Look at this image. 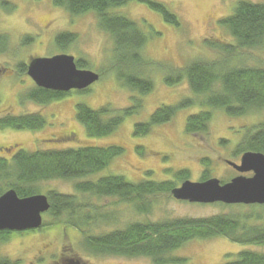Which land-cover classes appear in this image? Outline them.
<instances>
[{
    "label": "rangeland",
    "instance_id": "obj_1",
    "mask_svg": "<svg viewBox=\"0 0 264 264\" xmlns=\"http://www.w3.org/2000/svg\"><path fill=\"white\" fill-rule=\"evenodd\" d=\"M13 1L20 3V9L17 7L11 11L0 6V35L6 34L9 38L8 46L0 44V117L38 112L45 115L46 125L39 130L0 129V147L14 144L17 149L35 151L88 145L122 146V155L115 157L101 172L87 178L93 180L118 174L139 182L149 178V173L155 180H174L177 171L186 169L190 172V180L201 181L205 170L202 161L205 158L211 160L210 178L216 177L225 183L239 175L226 159L240 163L241 155H235V147L244 137V127L264 121V110L252 111L244 116H230L223 110L210 109L212 119L208 131L189 133L186 127L190 115L205 109L198 104L201 97L195 96L186 78L168 84L165 77L192 61H212L222 56L212 42L229 43L233 38L219 21L230 15L242 0H156L176 16L178 25L166 22L160 12L139 0H132L116 9L117 13L136 20L148 35L142 52L152 65L145 75H141L151 79L153 87L145 95L131 91L117 78L114 41L100 27L96 12L90 10L73 15L67 8L55 5L54 0ZM66 32L72 33L75 38L70 46L61 49L55 40L59 34ZM62 53L73 55L75 60H86L88 68L101 74V77L88 91L71 90L65 98L49 104L24 100L22 96L35 82L28 75V68L21 72L18 64H29L34 57H52ZM233 63L264 66V48L243 50L233 59ZM131 69L138 73L143 68L134 65ZM134 97H141L140 106L134 114L125 117L119 128L109 136H87L85 127L76 118L78 103L94 109L110 104L120 110L130 107ZM187 100L195 103H187ZM162 105L179 107L169 121L154 125L148 134L135 135V124L149 121ZM138 148H143L145 155H140ZM0 154L7 155L1 150ZM244 175L251 176L252 173ZM75 182L49 180L42 185L44 190L73 194ZM180 185L181 182L178 183ZM81 197L93 200L99 204L98 208L104 210L118 208L120 223L109 229L121 227L126 224L125 221L132 219L201 218L237 210L255 211L258 208L161 198L152 213L138 215L129 205L115 204L116 199ZM53 220L50 215L43 214V223L47 226L13 231L7 241L0 242V256L10 259L11 264H54L53 260L64 257L81 258L83 263L88 264H154L146 256L93 255L85 250L78 229L59 223L49 224ZM246 249L264 253V245L241 244L218 236L193 239L173 251V254L186 259L182 264H222L229 254L236 255Z\"/></svg>",
    "mask_w": 264,
    "mask_h": 264
},
{
    "label": "trees",
    "instance_id": "obj_2",
    "mask_svg": "<svg viewBox=\"0 0 264 264\" xmlns=\"http://www.w3.org/2000/svg\"><path fill=\"white\" fill-rule=\"evenodd\" d=\"M130 1L132 0H54L55 5L67 8L73 15L90 10L96 12L100 27L114 41V68L117 69V78L131 91L145 95L153 87L152 80L141 75L147 73L152 65L142 52L148 35L136 20L116 12V9ZM139 1L160 12L166 22L178 25L176 16L171 14L164 4L156 0ZM219 23L233 38L229 43L212 42V46L219 49L222 56L212 61H192L165 77L168 84L181 82L182 78H186L195 96L201 97L198 104L205 109L190 115L186 127L189 133L208 131L212 119L210 109L223 110L230 116H244L252 111L264 110V66L233 63V59L243 50L264 48V2L242 0L234 11L223 17ZM74 38L72 33L66 32L59 34L55 43L61 49H66ZM0 41L2 46H8L9 38L3 36ZM76 63L78 68L90 70L86 60L76 59ZM134 65L143 69L138 70V73L134 69L129 70ZM18 69L24 72L27 65L21 62ZM99 75L101 77V74ZM88 90L89 87L78 91ZM69 93L35 84L22 98L49 104L65 98ZM141 102V97H134L130 107L120 110L110 104L94 109L84 103H78L76 118L85 127L87 136L105 137L113 134L125 117L134 114ZM187 103L195 102L187 100ZM178 107L160 106L149 121H139L135 124V135L148 134L154 125L169 121ZM45 125V115L38 112L0 117V129L39 130ZM243 136L235 147L236 156L246 151L264 153V121L244 127ZM15 146L13 144L0 147V150L7 154H0V196L10 189H14L20 197L44 192L50 202V209L44 214L54 218L49 224L59 223L64 227L69 225L78 229L82 234L85 250L93 255L146 256L151 258L154 264H182L186 259L173 254V251L193 239L222 236L236 243L264 245V205L259 204L248 205L251 208L258 207L255 211L237 210L201 218L132 219L125 221L126 224L121 227L109 229L120 223L117 218L118 208L104 210L98 208V203L84 200L81 196L116 199L117 205L126 204L138 215H149L161 198H174L172 190L179 182L190 178L189 170L177 171L174 180H155L152 179V173L148 174L149 178L139 182L130 181L118 174L93 180L87 178L101 172L115 157L122 155V146L88 145L35 151L17 149ZM138 153L145 155L143 148H138ZM202 162L205 170L201 179L206 180L210 178L211 160L205 158ZM49 180H75V193L44 190L42 184ZM42 226L47 225L43 223ZM12 232L0 230V242L7 241ZM0 264H11V260L0 256ZM222 264H264V253L250 249L242 250L236 255L229 254V258Z\"/></svg>",
    "mask_w": 264,
    "mask_h": 264
},
{
    "label": "water",
    "instance_id": "obj_3",
    "mask_svg": "<svg viewBox=\"0 0 264 264\" xmlns=\"http://www.w3.org/2000/svg\"><path fill=\"white\" fill-rule=\"evenodd\" d=\"M27 68L36 85L63 92L86 89L100 78L94 71L78 68L75 57L65 53L34 58ZM226 162L239 175L225 183L216 177L201 181L188 179L172 190L173 197L195 203L264 205V153L246 151L241 155L240 163ZM248 172L252 175H244ZM49 209L46 194L20 197L14 189H10L0 196V230L40 228L43 213Z\"/></svg>",
    "mask_w": 264,
    "mask_h": 264
},
{
    "label": "flooded vegetation",
    "instance_id": "obj_4",
    "mask_svg": "<svg viewBox=\"0 0 264 264\" xmlns=\"http://www.w3.org/2000/svg\"><path fill=\"white\" fill-rule=\"evenodd\" d=\"M0 4H1L0 6H5L7 8V10H11L12 11L13 9H15L17 7L20 9V3L19 2L16 3L13 0H1ZM0 36H4L5 37L6 34H2ZM34 58H36V57H34ZM34 58H32V59H34ZM29 63H30V61H29ZM26 65L28 67L29 64H26ZM58 260L59 259L53 260V263L54 264H88L86 262L83 263L82 262L83 260L81 258L64 257L63 259H61L59 261Z\"/></svg>",
    "mask_w": 264,
    "mask_h": 264
}]
</instances>
